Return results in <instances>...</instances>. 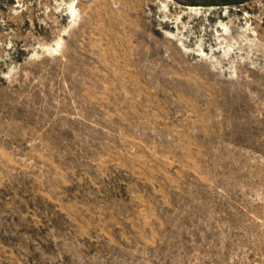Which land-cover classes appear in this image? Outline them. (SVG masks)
Returning <instances> with one entry per match:
<instances>
[{"label": "rangeland", "instance_id": "rangeland-1", "mask_svg": "<svg viewBox=\"0 0 264 264\" xmlns=\"http://www.w3.org/2000/svg\"><path fill=\"white\" fill-rule=\"evenodd\" d=\"M0 264H264V0H0Z\"/></svg>", "mask_w": 264, "mask_h": 264}]
</instances>
